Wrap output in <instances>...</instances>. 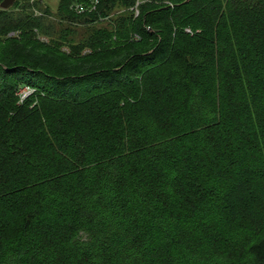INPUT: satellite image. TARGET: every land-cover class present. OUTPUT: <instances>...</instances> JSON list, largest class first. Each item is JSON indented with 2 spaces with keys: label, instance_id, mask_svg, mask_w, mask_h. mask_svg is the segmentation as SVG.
I'll return each mask as SVG.
<instances>
[{
  "label": "trees",
  "instance_id": "16d2710c",
  "mask_svg": "<svg viewBox=\"0 0 264 264\" xmlns=\"http://www.w3.org/2000/svg\"><path fill=\"white\" fill-rule=\"evenodd\" d=\"M85 1L0 7V264H264V0Z\"/></svg>",
  "mask_w": 264,
  "mask_h": 264
},
{
  "label": "rangeland",
  "instance_id": "374dc122",
  "mask_svg": "<svg viewBox=\"0 0 264 264\" xmlns=\"http://www.w3.org/2000/svg\"><path fill=\"white\" fill-rule=\"evenodd\" d=\"M31 1H34V0H31ZM31 1L30 0H20V7L13 6L10 9L11 10L10 14L12 16H15L17 20L19 16H22V18L25 19L23 23L24 26L22 27L17 26V25L15 26V24L13 25L11 24L9 26L6 25L4 28L5 33L3 37L10 38L12 36L21 37L24 35H33L47 42L50 41L52 37H55V36L56 38L62 37L65 33L63 29L64 27H66V25L63 27L61 25H58V21H56L52 17L47 18V21H44V23L42 24L40 23V25H38L39 27L35 26V23H37V20L33 21L34 19H37L35 18L36 16L39 17L43 13L42 11H45V10L47 11L49 10V12L53 14V16L57 17V14L60 8H62L60 7V0H42L38 3L37 7L34 6ZM83 4H85V6L87 7L86 9H88V11L93 9V5L89 0H86L85 2H83ZM142 4L143 2L140 0V2L138 3V8H140ZM24 6L26 7V9H23ZM73 6L74 4L70 5V7H72V9L74 10V13H76L77 15H81L79 10L76 7L74 8ZM66 10H67L66 7L62 8V11H66ZM70 37L71 35L69 36V38ZM90 37H91L90 32H87L81 26V27H78V30L75 32L74 39L76 40L77 43H81L82 40L89 39ZM262 194L264 195V193ZM263 205H264V202H263ZM263 205L262 207H264ZM261 213H263V216H264V208Z\"/></svg>",
  "mask_w": 264,
  "mask_h": 264
},
{
  "label": "built area",
  "instance_id": "2783aa9c",
  "mask_svg": "<svg viewBox=\"0 0 264 264\" xmlns=\"http://www.w3.org/2000/svg\"><path fill=\"white\" fill-rule=\"evenodd\" d=\"M91 3H92V5H93V9L92 10H94L95 8H96V6H97V3H98V1L99 0H89ZM76 8L79 10V12L81 13V12H84V11H86L87 9V7L84 5V4H78L77 6H76ZM86 9V10H85Z\"/></svg>",
  "mask_w": 264,
  "mask_h": 264
},
{
  "label": "water",
  "instance_id": "95a60500",
  "mask_svg": "<svg viewBox=\"0 0 264 264\" xmlns=\"http://www.w3.org/2000/svg\"><path fill=\"white\" fill-rule=\"evenodd\" d=\"M17 0H3V2L0 4V7L2 9H10L15 3H16Z\"/></svg>",
  "mask_w": 264,
  "mask_h": 264
}]
</instances>
